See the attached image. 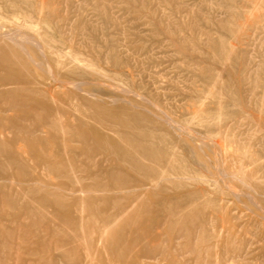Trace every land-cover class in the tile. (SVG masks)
<instances>
[{
    "label": "rangeland",
    "instance_id": "1",
    "mask_svg": "<svg viewBox=\"0 0 264 264\" xmlns=\"http://www.w3.org/2000/svg\"><path fill=\"white\" fill-rule=\"evenodd\" d=\"M0 24L42 48L0 39L24 100L0 264H264V0H0Z\"/></svg>",
    "mask_w": 264,
    "mask_h": 264
},
{
    "label": "bare ground",
    "instance_id": "2",
    "mask_svg": "<svg viewBox=\"0 0 264 264\" xmlns=\"http://www.w3.org/2000/svg\"><path fill=\"white\" fill-rule=\"evenodd\" d=\"M21 10V9H20ZM37 10V9H36ZM23 13V12H22ZM11 16V15H10ZM19 17V16H18ZM4 19V18H3ZM16 19V18H14ZM19 20V19H17ZM29 22V21H28ZM22 23V22H21ZM26 24V23H25ZM1 25V24H0ZM20 26H22L21 24H19ZM4 26V25H2ZM22 29V28H21ZM20 28H17L15 30H11L10 32H0V39L2 40H8L11 45L13 47H15L17 50H19L24 57L26 58V61L34 64V65H38V62L36 59L32 58L25 49L24 44L28 43V44H32L33 46H35L38 50H41V44L34 38L26 35L24 32L21 31ZM30 29V28H29ZM1 31V30H0ZM29 52V51H28ZM63 58V57H62ZM25 60H23V62H26ZM0 67H3L2 72L0 73V109L3 108H10V107H14V106H21L22 103L24 102L23 99L22 102H20L21 100H17L16 99V93H14L13 91H11L12 89L15 90V88L17 87L18 83L15 82V78L14 75L12 74V70L11 69L13 67V64L11 63V61H9L7 59V56H5V54L3 53V51L0 48ZM5 68V69H4ZM51 76V74H50ZM51 78H53L51 76ZM55 79V78H54ZM56 80V79H55ZM54 81V80H53ZM58 81V79H57ZM62 82V81H61ZM65 84L69 85L70 82L68 81H63ZM62 82V84H63ZM72 82V81H71ZM74 82V81H73ZM57 83V82H56ZM79 83V82H78ZM16 85V86H12L10 87L9 91H7L6 89L8 88V85ZM61 84V85H62ZM70 86V85H69ZM77 88V87H76ZM121 89V88H120ZM8 97V98H7ZM10 98V100H8ZM118 123V122H117ZM119 124V123H118ZM113 126V124L111 125ZM126 126V125H124ZM30 131V130H29ZM16 133V132H15ZM16 138V137H14ZM19 138V137H18ZM17 138V139H18ZM10 140H14L13 137L10 138ZM9 141V140H8ZM8 141H4L5 144H7ZM11 143V142H10ZM130 144V143H129ZM128 144V145H129ZM1 145V144H0ZM131 145V144H130ZM131 147H135L136 149L140 150L139 154L141 155L142 158L146 159L147 161H149L151 163V165H146L147 168H151L153 167L152 164H161V160H162V155H155L154 153H152L151 151H146L145 149V145L142 146L139 143H135L134 145H131ZM19 149H22V151L25 152V150L23 149V146H19ZM113 151H117L115 148ZM112 149H110L112 151ZM112 151V152H113ZM2 152L1 147H0V153ZM131 155V154H130ZM72 171V170H71ZM155 183V182H154ZM134 186V185H133ZM137 187V186H136ZM127 190V189H126ZM111 224V223H110ZM104 227V226H103ZM107 227V225H106ZM105 227V228H106ZM109 227V226H108ZM107 229V228H106ZM102 234V233H101Z\"/></svg>",
    "mask_w": 264,
    "mask_h": 264
}]
</instances>
